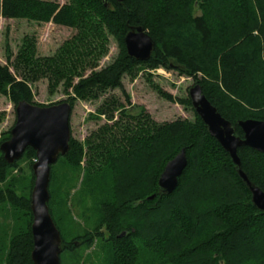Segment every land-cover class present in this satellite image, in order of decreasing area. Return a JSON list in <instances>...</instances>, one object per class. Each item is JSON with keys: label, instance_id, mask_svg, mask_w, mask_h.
Masks as SVG:
<instances>
[{"label": "trees", "instance_id": "obj_1", "mask_svg": "<svg viewBox=\"0 0 264 264\" xmlns=\"http://www.w3.org/2000/svg\"><path fill=\"white\" fill-rule=\"evenodd\" d=\"M65 1L0 0V19L52 23L76 32L50 58L35 57L30 39L13 60L6 46L0 95L13 108L21 101L36 105L32 86L46 78L52 90L61 84L71 111L77 101H95L107 91L119 90L125 101L104 100L90 117H104L106 124L82 143L70 138L67 154L50 168L47 207L61 236L60 264H264V214L253 207L228 154L198 116L157 124L143 107L130 104L122 86L125 76L174 71L199 85L242 138L238 121L264 122V0ZM138 26L154 42L146 62L129 58L125 50V34ZM109 37L118 55L94 72L93 62L105 53ZM158 92L191 107L188 98ZM8 138L9 132L3 134L0 144ZM181 150L186 167L173 192L160 196L158 178ZM236 155L247 179L264 192V155L246 147ZM35 160L29 148L12 164L0 153V211L9 209L14 217L12 234L1 238L0 264H33L29 203ZM81 171V183L102 186L99 196L110 197L97 206L99 223L79 232L62 210ZM77 199L92 203L84 186ZM94 243L96 251L83 257Z\"/></svg>", "mask_w": 264, "mask_h": 264}, {"label": "water", "instance_id": "obj_2", "mask_svg": "<svg viewBox=\"0 0 264 264\" xmlns=\"http://www.w3.org/2000/svg\"><path fill=\"white\" fill-rule=\"evenodd\" d=\"M124 45L127 56L137 62H146L154 48V42L140 26L129 28L124 36ZM188 99L208 135L228 154L238 177L251 195L253 207L264 214V192L247 179L236 155L237 149L241 147L264 155V122L254 119L238 121L236 126L242 133V138H239L234 134L235 127L220 116L205 98L199 85L188 89ZM14 112L15 123L9 131L8 140L0 144V153L8 164L20 160L28 148L35 153L29 203L32 216L30 259L33 264H60L62 242L47 207L48 185L51 166L69 150L71 107L66 102L41 107L21 101L15 106ZM186 163L185 151L181 150L165 165L157 181L160 196L173 192ZM153 199L154 196L148 198Z\"/></svg>", "mask_w": 264, "mask_h": 264}, {"label": "rangeland", "instance_id": "obj_3", "mask_svg": "<svg viewBox=\"0 0 264 264\" xmlns=\"http://www.w3.org/2000/svg\"><path fill=\"white\" fill-rule=\"evenodd\" d=\"M56 2L63 5L65 0H44ZM193 14L198 15L197 5H194ZM74 30L55 26L52 23L36 24L26 20H3L0 19V64L6 65L5 48L8 45L12 60L18 54L23 43L27 39L32 40L35 57L50 58L57 55L59 49L65 42L74 37ZM118 55V48L112 38H108L105 45V53L93 63L96 66L94 72L100 71L114 62ZM92 59V58H90ZM87 70L85 75H89ZM51 83L54 80H50ZM122 86L125 92L129 95L130 104L132 106L143 107L146 114L157 123H167L176 120H194V111L192 107L180 106L177 103L167 101L160 96L158 90L172 96L174 99L188 98V89L193 86V81L190 78L182 77L178 73L163 68L156 70L140 72L134 79L125 76L122 79ZM154 86V87H153ZM33 102L36 105L51 106L62 103L67 100L61 84L52 90L49 88V79H41L32 86ZM113 97L119 103L124 104V98L119 90L107 91L101 95L98 100L77 101L71 111L69 118V129L71 138L82 143L93 132L106 124V119L102 117L100 120L91 119L90 116L95 115L96 110L101 106L104 100ZM117 120L118 115H114ZM15 123V112L13 105L7 98L0 95V138L3 134L10 131ZM111 125V122H108ZM83 173H79L78 181H74L70 187V198L67 199L63 210L66 211L65 219L70 224V227H75L79 232L89 230L91 226L99 223V212L97 206L105 199H109L110 194L99 196L102 192V186H96L93 183L83 184ZM119 183L123 184L122 181ZM84 186V193L91 198L98 197V200L92 203L87 201L79 202L77 199V191L81 195V189ZM81 188V189H80ZM195 192V190L193 191ZM192 192V193H193ZM89 201V200H88ZM79 203V207L77 205ZM75 205V206H74ZM13 215L9 209L0 211V243L2 236L7 235L6 239L12 234ZM96 251V243L90 249L83 251L82 256L91 255Z\"/></svg>", "mask_w": 264, "mask_h": 264}, {"label": "bare ground", "instance_id": "obj_4", "mask_svg": "<svg viewBox=\"0 0 264 264\" xmlns=\"http://www.w3.org/2000/svg\"><path fill=\"white\" fill-rule=\"evenodd\" d=\"M19 235V234H18ZM110 238V237H109ZM141 250V249H140ZM136 251V250H135ZM136 254V253H135Z\"/></svg>", "mask_w": 264, "mask_h": 264}]
</instances>
